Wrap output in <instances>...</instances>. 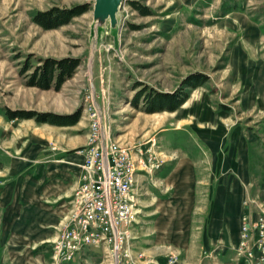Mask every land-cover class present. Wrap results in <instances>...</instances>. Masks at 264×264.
<instances>
[{
	"label": "rangeland",
	"instance_id": "1",
	"mask_svg": "<svg viewBox=\"0 0 264 264\" xmlns=\"http://www.w3.org/2000/svg\"><path fill=\"white\" fill-rule=\"evenodd\" d=\"M95 1L0 0V132L7 136L0 135L2 169L11 166L7 150L13 152L11 158L20 165L40 160L52 163L57 159L54 153L67 144L74 147L67 153L82 152L86 160L88 140L94 131L91 119L103 131L101 150L107 157L110 146H117L129 148L132 158L139 162L132 148L142 144L144 151L153 147L164 152L156 153L155 158L166 161L173 160L172 152L180 148L185 151L184 156L191 155L196 162V177L202 181L198 183L200 197L206 195L202 190L209 188L211 199L207 194L206 200L195 202L190 217L185 212V216L178 217L177 231L161 234V244L166 249L179 246L184 256L187 248L176 240L180 244L188 241L192 246L188 255H194L195 264H224L218 262V254L225 250L235 254L232 246L239 241L243 222L261 221V215L251 206L245 209V217L240 201L258 196L264 202V0H123L115 27L110 19L100 24L94 18ZM131 1L148 6L152 13L142 14ZM76 6L86 7L87 11L57 28L44 29L32 19L38 10ZM48 56L79 57L81 63L60 90L27 86L25 75L20 74L25 61L31 57L37 65L40 58ZM12 66L18 70V82L6 79L15 73ZM192 76L204 82L196 88L186 87L185 82ZM143 90L176 92L177 97L190 91V97L176 111L147 112L142 99L137 107L132 103ZM6 106L12 110L58 113L81 108L82 115L69 126L41 123L33 118L7 122L3 113ZM76 129L82 130L81 136L75 135ZM85 142L87 145L80 147ZM214 162L226 163L229 178L239 173L249 181L224 191L229 210L226 217L212 211L219 193L216 185L205 183L215 182ZM93 173L99 177L101 171ZM2 178L0 264H57L51 246L62 236L68 220L60 225L62 217L52 239H35V232L21 224L20 219L14 225L5 204H14L16 211L23 208L21 203H27V186L21 185L26 176L14 179L17 183L12 185L13 194H8L11 202H3L7 185ZM155 188L158 187L153 185L152 191ZM6 219L11 222V229ZM127 226L122 223L118 229L126 230L131 240L133 226L130 230ZM26 229L29 232L25 236ZM220 231L225 234L228 247L217 242ZM118 233L110 234L111 241L101 258L104 264H123L129 244L126 239L119 241ZM210 237V243L205 244ZM161 248L156 253H163ZM90 252L84 250L80 256H92ZM131 256L139 260L136 264L140 263V252L133 247Z\"/></svg>",
	"mask_w": 264,
	"mask_h": 264
},
{
	"label": "crops",
	"instance_id": "2",
	"mask_svg": "<svg viewBox=\"0 0 264 264\" xmlns=\"http://www.w3.org/2000/svg\"><path fill=\"white\" fill-rule=\"evenodd\" d=\"M11 70L13 72L15 67L12 66ZM18 74V70L16 69L12 77L9 76L6 78L8 79L7 81L12 79L18 82ZM10 121L11 120H8L7 122ZM80 133H82V130L76 129L75 135L81 136ZM0 135L6 136L4 131H1ZM78 138L81 137H77L76 139ZM86 145L85 142L80 147H85ZM45 148L46 147H43V150H45ZM71 148L74 147L67 146V144L61 146V150L54 153L57 159L52 163H47V160H40L36 164L25 162L20 165L16 163V160H14L13 157L11 158L13 152L9 150L6 152H9L11 155L8 157V160H10L8 162H11L10 169H2L3 161L2 159L0 161V178L2 179L1 181H3L2 177H4L5 184L7 185L4 186L5 184H2L6 191V196H3V202L9 200V202H11L8 194L11 193V196L13 194L14 187H12V185L17 183L14 179L19 176H26V182L21 185L27 186V203H21L20 205H22L23 208L20 206L16 211L13 209L14 204H5L8 205L10 209L8 216L9 219L12 218L14 225H16V221H18L16 219H20L19 222L21 224H27L28 227L35 232V239H52L56 233L55 229L62 217L64 219L61 221L60 225L64 221H67L77 208L74 194L82 180L85 156L82 152L73 154L67 153L69 150H72ZM157 151L160 152V155L164 154L162 151ZM184 152L185 151L180 148H176L175 152H172V156L175 157L173 160H166L159 169L151 170L150 172L141 171L137 175L138 207L140 214L138 223H135L132 228L131 243L135 251L147 255L146 258L142 259V261L140 260V263L138 264H168V258L172 253H175L176 251L180 253L181 248L176 245L174 248L168 247V249H166V246L161 244V236L167 233L176 232L177 223L179 222L178 217L185 216L184 212L190 217L192 214L191 211H193V208L195 207V202L202 198L203 200H206L207 194H209L208 188L206 191L202 190V193L206 195L200 197L198 183H202V181L197 180L196 177V162L191 155L185 154L186 156H184L182 154ZM175 154L178 156H175ZM180 156H182V158ZM213 168L217 169L214 176L215 182H205L210 187L216 185L219 193L218 198L212 207V211H214V214L218 213L219 216L226 217L229 214V210L224 191L231 185L234 190L236 189V186H241L243 181L245 183H248L249 181L247 182V178L245 180L240 177L239 173L238 176L233 174L232 177L229 178L230 174H228V168L225 162H214ZM237 171L240 172V169ZM228 179H230V181ZM153 185L158 188H155L152 191L151 188ZM29 191H32V193ZM210 199L211 196L209 194L208 200ZM233 200L235 201V199ZM146 201L151 202L146 203ZM239 206L240 209L243 208L242 200L240 201ZM142 207L148 208L143 209ZM230 211H232V209ZM146 217H151L152 219L146 220ZM152 221H154V223H152ZM6 223L11 229V222L6 219ZM186 225L188 226V224ZM28 232V229H26L23 234L26 236ZM182 232H185V227H182ZM219 233H221V231ZM49 236H51V238H47ZM210 240L211 237L208 238V241H206L205 244L208 245ZM176 241L174 242L178 245L187 248L186 251L188 255V249H191L192 247L190 246L191 243L188 244L187 241L184 244H180V241ZM225 241V234H219L217 242L228 247L229 244ZM235 243L237 244V242ZM223 245H221L222 248L224 247ZM161 247H164L163 249L165 250ZM158 248H161L160 250H162L163 253H156L159 251L156 250ZM171 249H173V252ZM104 250V247L92 248L90 253L93 255H89V257L86 254L83 262H86V264H104L105 261L101 259L105 257ZM227 251L225 250L223 253L218 254V262L221 261L224 264H230L231 251ZM179 253H177L179 258L176 264H195L194 255H191L190 257L188 255V259L185 261L187 256L186 253L184 256Z\"/></svg>",
	"mask_w": 264,
	"mask_h": 264
},
{
	"label": "built area",
	"instance_id": "3",
	"mask_svg": "<svg viewBox=\"0 0 264 264\" xmlns=\"http://www.w3.org/2000/svg\"><path fill=\"white\" fill-rule=\"evenodd\" d=\"M91 120L94 131L88 140V156L83 165L84 176L75 193V201H79V205L65 222L62 236L52 243L53 258L58 264L75 259L91 246L105 245L107 250L111 241L110 234L116 231L119 232V241L126 239L129 244L123 264H136L139 260H134L131 256L130 234L126 230L121 231L118 226L124 223L130 230L138 223L140 210L137 174L159 169L165 160L159 161L155 158V154L160 153L156 148L150 147L144 151L142 144L132 148L138 154L139 162L132 158L129 148L120 149L117 146H110L111 153L107 157V153L101 150L100 138L103 131L99 130L96 120ZM95 171H101L99 177L93 173ZM257 197L249 196L243 200L244 210L254 207L261 215V221L253 219L241 224L239 242L233 247L235 264L241 261L245 264H264V202ZM105 199L113 203L108 204ZM140 255L142 259L145 258L142 252ZM177 260L178 255L172 253L168 264H176Z\"/></svg>",
	"mask_w": 264,
	"mask_h": 264
},
{
	"label": "trees",
	"instance_id": "4",
	"mask_svg": "<svg viewBox=\"0 0 264 264\" xmlns=\"http://www.w3.org/2000/svg\"><path fill=\"white\" fill-rule=\"evenodd\" d=\"M131 4L135 9H138L144 15L152 13L148 6H142L140 3H136L134 1H131ZM85 11H87V8L82 6H76L68 9L53 7L46 11H36L32 15V19L44 29H52L69 23L74 17L81 15ZM30 59L31 57H28L25 61L20 70V74L25 75V84L27 86H36L41 89L60 90L62 85L73 77L77 67L81 63V58L73 56L61 58L48 56L40 58L37 65L33 64ZM191 79L192 80H187L185 82L186 87L191 86L196 88L204 82L202 78L197 79L195 76H192ZM146 91L147 90H143L139 92L133 98L134 101H132V103L135 106H138L140 100L142 99L146 104L147 112L162 110L176 111L190 97V91L182 92L178 97L176 92L166 93L153 90L146 93ZM3 113L6 115L8 120L33 118L41 123L45 122L59 126H69L76 124L80 120L82 109L79 108L71 113H58L52 111L43 112L22 109L12 110L6 106L3 109Z\"/></svg>",
	"mask_w": 264,
	"mask_h": 264
},
{
	"label": "water",
	"instance_id": "5",
	"mask_svg": "<svg viewBox=\"0 0 264 264\" xmlns=\"http://www.w3.org/2000/svg\"><path fill=\"white\" fill-rule=\"evenodd\" d=\"M123 0H96L94 5V18L104 24L110 19L112 27L117 24V13L122 6Z\"/></svg>",
	"mask_w": 264,
	"mask_h": 264
}]
</instances>
